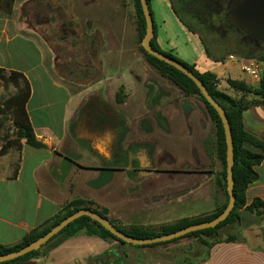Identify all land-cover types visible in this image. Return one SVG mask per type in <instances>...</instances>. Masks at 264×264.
Returning <instances> with one entry per match:
<instances>
[{
	"label": "crops",
	"instance_id": "0c3cea01",
	"mask_svg": "<svg viewBox=\"0 0 264 264\" xmlns=\"http://www.w3.org/2000/svg\"><path fill=\"white\" fill-rule=\"evenodd\" d=\"M6 1L3 2L6 3ZM48 1L49 3L51 1L58 2L59 8H69L71 10L69 22H74L76 26L84 21H89L93 27L94 21L100 17L98 8L102 6V11L105 14L101 12V18L105 19L106 25H98L97 29L101 27L102 33L103 44L98 51V57L101 56L102 60L98 70L102 73L103 80H100L101 78L90 80L89 77L88 80L81 83L65 82L67 80L60 77L57 72L56 74L55 71L52 72L51 65L55 63L52 49L49 47L46 50L40 46L34 38V32L21 27L17 18L2 16L0 12V69L21 73L27 79L30 85V97L26 104V112L36 139L44 145L43 148L35 149L22 144L19 168L15 178H10V176L14 161L19 155L9 150L6 155L0 156L1 162L7 160L8 156L11 159L10 165L7 164L5 170L0 167V245L8 246L20 242L32 230L51 220L63 205L77 199L92 202L91 209L104 211L105 218L119 228L127 230L131 227H139L158 232L159 230H156L155 227H151L162 224L160 218L154 214L157 204H161L157 207L163 209L166 205L173 204V201L178 203L175 200L177 198L182 199L181 201L184 199L188 201L189 196L203 190L206 182L204 178L199 179L194 185L193 183L190 185L188 181H180L181 178L194 174L185 169L175 171L174 169L178 167L163 171L152 169L155 163L152 162V158L149 156L150 152L148 153L146 147L152 146V144L157 145V142L155 140L144 142L143 140L155 135L154 133L158 130L165 135L171 134L172 128L165 118L170 123L174 121V118L169 111L161 113L167 124L165 132L163 129L155 131L145 117L147 111L144 110L143 104L146 102L149 88L146 85L148 82L146 79L147 67L145 65L142 68L145 76H142V73L141 75L133 74L136 69L133 65L126 63L125 49L118 47V51H116L115 47L116 18L114 13L119 8V1L107 0L106 3L101 0ZM171 4L170 0H149L159 49L194 66L200 73H211L215 77L214 87L216 90L221 91L220 85L223 84L225 87L221 92L233 99H240L241 94L230 89L229 82L242 81L252 85L241 72V67L247 59L233 57L230 60L226 59L223 63L209 60L199 35L187 30L174 14ZM87 8L91 10L90 19L83 15ZM124 39L122 37L119 40L124 41ZM24 44H31L35 48L34 50L38 54L36 59L29 61L28 54L17 47V45L23 46ZM112 57L113 59H111ZM218 66H226V68L215 73ZM234 68L240 72L241 77L238 79L232 76ZM157 76L166 81L167 86H173L184 94L170 80L162 77L159 72ZM150 80H153V85H156L155 95L160 98L169 97L168 92L159 86L158 81ZM99 86H104L108 103L103 104L99 98H89L96 94L95 88ZM7 92L11 93L12 88L8 87ZM4 93L5 91L0 86V97L7 96ZM152 94L154 96V92ZM253 99L256 98L247 96L245 98L246 101ZM115 106L122 110L116 111ZM82 109L84 110L80 112ZM136 111H138V115H136ZM177 111L182 113V119L185 122L195 113ZM119 114L125 117L126 123ZM187 114L189 117L186 116ZM136 118H139L137 127L141 140L139 141V150L132 152L130 150L133 138L132 130L134 129L132 121ZM141 120L148 123L150 132L141 130ZM153 121L158 125L155 117ZM6 124H10V122L7 121L5 127ZM70 124L73 125V134H70ZM242 125L245 132L264 142V104L249 106L242 113ZM173 129H175L174 126ZM184 130L186 134H189L187 129ZM3 132V130L0 131V136L3 135ZM120 138L121 143L119 144ZM80 148L90 152V157H81L78 154ZM161 151L163 150L154 146L151 153L155 161ZM133 160H136L139 165L132 172L131 166L127 168L125 162L131 161L132 163ZM196 164L200 170L210 168V163L206 161V158L204 162L200 157L195 159L192 155L190 166L193 167ZM149 165L151 167L149 171H137L139 168H148ZM186 167L183 166V168ZM255 170L259 175V180L245 191L247 204L254 198L264 201V161ZM133 173L135 176L143 177L153 175L168 177L166 187L160 190V193L163 192V194L155 192L147 196L146 193L139 192L138 194L136 192L127 197V201L124 200V204L136 206L137 214L133 213L136 210L132 212L125 205L109 203V197H114V184L120 182L123 185L126 184L129 189ZM209 178L208 175L207 181ZM122 192L124 193V190ZM142 212L145 213L149 222H145L143 216L138 215ZM135 217L137 218L133 219ZM195 217L199 216L187 214L175 222L163 223V226L173 225L180 220ZM154 218L156 220L151 222L150 220ZM164 244L167 243L134 246L122 244L113 239L104 241L81 230L46 254L33 257L21 264H94L96 261H101L104 264H121L123 253L131 252L132 248H140L146 253L151 252L153 264H166L164 260L154 257L156 253L165 252ZM199 264H264V252L254 250L240 241L220 242L208 248L206 257Z\"/></svg>",
	"mask_w": 264,
	"mask_h": 264
},
{
	"label": "rangeland",
	"instance_id": "374dc122",
	"mask_svg": "<svg viewBox=\"0 0 264 264\" xmlns=\"http://www.w3.org/2000/svg\"><path fill=\"white\" fill-rule=\"evenodd\" d=\"M3 1L4 0H0V12L2 16H12L17 18L21 27L34 32V38L40 46H43L46 50H48L49 47L52 49L55 61V63L51 65L52 72L55 71V74L57 72L60 77L67 80L65 82L72 84L85 82L89 77L90 80H97L100 78V80H103L102 73L98 70L102 58L100 59L101 56L98 57V52L95 55L92 54L93 48H90L89 43L90 36L94 35L97 26L106 25L105 19L101 18V12L105 14V12L102 11V6L98 8V14L100 17L97 21H94L95 24L93 27L88 26L87 28H82L84 33L88 35L82 37L81 30L76 27L74 22H69L71 19V10L69 8H59L58 2L56 1H52V5L48 0H14L15 6L9 15L1 7ZM101 1H105V3L107 2V0ZM118 1L119 8L116 13H114L116 18V51H118V47H123L125 49L124 57L127 61L126 63L133 65L134 69H136V71H133V74L141 75L142 73V76H145V73L142 72V68L146 65V79L148 80L146 85L147 88L148 86H153V88H151L152 90H149L148 88L146 102L143 104L144 110L147 111L145 117L151 123V126L154 127L155 131L162 129L153 121L156 111H159L160 113L169 111L170 115L174 118V121H171L170 123V121L161 114L162 118H165L168 125L172 128L171 134L165 135L158 130V132L154 133L155 135H152L149 138L146 137V139L143 140L144 142L153 140L157 142V145L152 144V146L148 145L146 147L148 153L150 152L149 156L152 158V162L155 163L152 169L155 171H163L165 169L178 167L174 170L180 171L185 169L194 174L186 177L189 178L188 180L186 178H181L180 181H188L190 182V185H192V183L194 185L199 179L204 178V181L206 182L203 190L189 196L188 201L186 199L181 201L182 199L177 198L175 200H177L178 203L173 201V204L169 206L166 205L163 209L157 207L161 206V204H157L154 214L158 216L157 218H160L159 220L162 224L151 227H155L156 230H159L160 227H163V223L169 224L175 222L177 219L182 218L187 214L206 216L222 206L225 201V193L216 183L217 175L222 170V166L216 158L215 128L207 114L202 100L198 95L185 96L173 86H167L166 81L158 78V72L154 67L147 63L140 50L141 43H139L137 39V17L134 1ZM179 3L182 5L184 4V1H179ZM83 15L90 19V16H92L91 10L87 8ZM194 26L197 27L196 24H194ZM98 29L97 33L101 41V46L98 51H100L103 42L101 27ZM122 37L123 39L125 38L124 41H120ZM17 47L28 54L29 61L38 57V54L34 50L35 48L31 44H24L23 46L17 45ZM111 59H113V57ZM225 68L226 66H218L216 67L215 73L222 71ZM232 74L234 78L238 79L241 77L239 70L236 68L232 70ZM150 79L158 81L159 86L162 87L165 92H168L169 97L160 98L158 95H155L156 85H153L154 81ZM220 86V90L223 91L225 85L221 84ZM254 86L256 85L254 84ZM152 92H154V96ZM95 93V95H92L89 98H99L103 104L108 103V99L104 93V86L96 87ZM247 97L255 98L252 95H247ZM155 98H157V101L154 102L156 104H153L152 99ZM240 98L245 104H249V101L245 100L246 97L244 94H241ZM185 108L188 110L186 111ZM115 110L119 111L122 109L115 106ZM177 110L195 113L190 116V119H186L185 122L182 119V113H179ZM135 113L138 115V111ZM186 116L189 117V114ZM122 117L125 119L124 116ZM124 121L125 123L127 122L126 119ZM138 122L139 118L133 119L132 121L134 128L132 130L133 138L130 149L132 152L133 150H139L140 147L139 141L141 138L138 136ZM6 125L5 129L9 124ZM173 126L179 131L173 129ZM184 129H187L189 134H186ZM2 134H4V132ZM154 146L163 150L160 152V156H157V161L154 160V156L151 153L153 152ZM78 154L84 158H87V156L90 157V152L82 148H80ZM192 155L195 159L200 157L204 162L206 158V161L210 163V168L200 170L197 164L193 167L190 166ZM15 162L16 160L14 163ZM10 163L11 159L8 156L7 160L5 159L3 162L0 161V167L5 170L6 165L8 164L9 166ZM182 164L184 167L188 164L189 166L183 168V166H180ZM115 165L117 166L118 164L116 163ZM125 165L127 168L131 166V171L133 172L138 168L139 163H137L136 160H133L132 163L131 161H128V163L125 162ZM208 175L210 178L207 181L206 177ZM130 181L131 187L129 189H127L128 187H126V184L123 185L120 182L114 184V197H109V203L112 205H125V207L127 206L128 209H131L130 211L133 212L136 210V206L134 204L126 205V203L124 204V200L127 201V197L136 192H138V194L139 192L146 193L147 196L155 192L160 193V190H163L166 187L165 184L168 181V177L163 175L143 177L135 176L133 173V178H131ZM123 190L124 193L122 192ZM160 194H163V192ZM133 213L137 214V210ZM241 214V219L234 220L226 226L221 227L218 230L217 235L213 237L204 235L190 237L183 236L171 240L163 245L166 248L165 252L156 253L154 257L164 260L166 264H199L206 257L209 244L218 241L225 242L226 239L229 238H234L235 241L243 242L254 250H261L264 252V215L261 217H255L243 212V210H241ZM138 215L143 216L145 222H149L144 212L139 213ZM136 218L137 217L133 219ZM153 220L156 219L154 218L150 221L152 222ZM204 241L207 243L205 246L203 244ZM150 253H146L140 248H132L131 252L123 253L121 264H153V255L151 256Z\"/></svg>",
	"mask_w": 264,
	"mask_h": 264
},
{
	"label": "trees",
	"instance_id": "16d2710c",
	"mask_svg": "<svg viewBox=\"0 0 264 264\" xmlns=\"http://www.w3.org/2000/svg\"><path fill=\"white\" fill-rule=\"evenodd\" d=\"M134 7L136 11V29H137V39L139 43L145 33V22L143 18V14L141 11L139 0H133ZM149 6V0H146ZM171 7L174 14L178 17L180 22L187 28V30L193 34H198L200 37L201 44L204 48L205 54L207 58L215 63H223L228 56H235L240 59H255L260 62H264V48L260 50H251L250 48H246L240 43L241 37L244 36L238 29H230L228 31V36L225 39H219L215 30L210 26L218 25V20L222 18V15L230 6V1L235 0H222L221 6V18H213L208 16V25L202 24L194 26V23H188L187 19L182 17L179 8L176 5V1H184V4L192 7L195 12L201 13L205 11L204 0H170ZM150 10V8H149ZM151 14V11H150ZM198 15V14H197ZM199 16V15H198ZM202 29H199V27ZM90 48H93L92 54H97L101 41L98 35H91L89 39ZM151 47L164 55H167L184 67H186L189 71H191L201 82L205 85L209 94L214 98V100L222 107L224 110L232 136V144H233V155H234V166H233V179H234V187L233 193L235 197V205L232 212L229 216L221 223H219L216 227L211 229H205L201 231H196L193 233H189L185 235V237L190 236H208L213 237L217 235L218 230L226 226L227 224L233 222L234 220L241 219V210L243 212L248 213L249 215L255 217H261L264 215V201L254 198L252 201L247 204L245 198V191L247 188L256 183L259 180V175L256 172V167H258L264 161V142L258 140L256 137L248 134L244 131L242 125V113L249 106H257L264 104V73L261 76L259 84L255 87L249 84H246L242 81H230L229 87L235 92L240 94H244L245 97L247 95H252L256 99L249 101V104H245L241 98L233 99L223 92L218 91L214 87V75L211 73L198 72L194 66L188 65L178 58L162 52L155 38V27L153 25V37L150 40ZM141 52L145 56L146 61L149 65L154 67L162 77L167 78L177 86L186 96H195L198 95L202 100L207 114L214 125L215 128V152L216 157L219 160L222 170L218 173L216 183L220 189L225 193V201L221 207L217 210L208 214L206 216H199L192 219H183L178 221L177 223L169 226L160 227L158 232H154L151 229H144L139 227H131L129 229H122L115 225L111 224L122 233L131 236L137 239H147L154 238L161 235L170 234L176 232L180 229H183L188 226L196 225L199 223L207 222L215 217H217L226 207L228 203V195L226 191V146H225V138L223 127L221 124V120L218 117L216 111L204 100V98L200 95L199 90L193 84V82L188 79L181 72L171 67L170 65L157 60L156 58L146 54V52L140 47ZM88 80V79H87ZM0 86L5 91L6 96L0 97V131L3 130L4 134L0 136V156L6 155L9 150L17 153L19 157L13 165L12 173L10 178H15L17 175V171L20 163V151L22 148V144H26L32 148L40 149L43 148L44 145L40 143L32 130V126L29 122L28 115L26 112V104L30 97V85L27 79L18 72L13 71H5L0 69ZM8 87L12 88V92L9 94L6 93ZM153 86H149V90H152ZM157 101V98L152 99L153 104ZM186 109V108H185ZM84 109L80 110L83 111ZM188 109H186L187 111ZM156 123L160 128L167 131V124L165 120L162 118L161 113L156 111L155 114ZM9 121V126L5 129V123ZM72 124L69 125L70 134L72 133ZM140 127L145 132H150V126L144 120L140 121ZM73 134V133H72ZM119 144L121 143V138L118 140ZM92 202L84 201L81 199L72 200L65 205L62 206L61 210L49 221L44 223L42 226L32 230L28 233L20 242L3 246L0 245V255H4L7 253H11L13 251L19 250L22 247L27 246L29 243L35 241L36 239L43 236L47 233L53 226L62 221L67 216L76 212L79 209L91 210L93 212L98 213L100 216L104 217V211H97L96 209H91ZM84 230L88 235H94L99 237L100 239L107 241L109 239H113L122 244L120 240L116 237L112 236L106 229L98 225L96 222L92 221L88 217H81L70 223L63 230H61L57 235H55L51 240H49L45 245H43L38 250L32 251L20 258L13 259L7 262H3L0 264H21L33 257L44 255L51 249L59 246L62 242L69 239L70 237L77 234L79 231ZM235 239L229 238L226 239V243L234 242ZM264 241V236H263ZM220 243L214 242L209 244L211 247L214 244ZM204 245H207L206 241L203 242ZM156 245V244H152ZM151 245V246H152Z\"/></svg>",
	"mask_w": 264,
	"mask_h": 264
},
{
	"label": "water",
	"instance_id": "95a60500",
	"mask_svg": "<svg viewBox=\"0 0 264 264\" xmlns=\"http://www.w3.org/2000/svg\"><path fill=\"white\" fill-rule=\"evenodd\" d=\"M53 5V2H50ZM141 11L145 22V33L141 40V47L146 54L162 61L171 67L175 68L188 79H190L196 88L199 90L200 95L204 100L216 111L218 117L221 120L223 127L225 146H226V191L228 195V203L225 209L214 219L199 223L196 225L188 226L180 229L176 232L161 235L154 238L137 239L128 236L121 231L117 230L106 218L100 216L98 213L79 209L71 215L64 218L62 221L53 226L47 233L40 238L29 243L27 246L22 247L19 250L0 255V263L7 262L13 259L20 258L32 251L38 250L63 230L70 223L81 217H88L98 225L106 229L112 236L116 237L123 243L134 245V246H146L158 243L169 242L174 239L181 238L189 233L201 231L205 229H211L216 227L219 223L223 222L229 214L232 212L235 205V197L233 193L234 179H233V166H234V155H233V144L230 126L226 117V114L222 107L214 100L209 94L205 85L198 79L191 71L180 64L175 59L164 55L158 51H155L151 45L150 40L153 37V21L150 14L149 6L146 0H139ZM14 0L6 1V13L9 15L12 12ZM223 21L230 28L238 29L244 36L254 40L256 42L264 43V0H242L239 3L230 6L224 13ZM97 264H104L101 261H97Z\"/></svg>",
	"mask_w": 264,
	"mask_h": 264
},
{
	"label": "flooded vegetation",
	"instance_id": "af4514ba",
	"mask_svg": "<svg viewBox=\"0 0 264 264\" xmlns=\"http://www.w3.org/2000/svg\"><path fill=\"white\" fill-rule=\"evenodd\" d=\"M240 1H242V0H235L233 2L230 1L229 4H230V6H232V5L239 3ZM203 2L205 5V11L201 12V13L195 12V10L187 4L181 5L179 3V1H176V5L178 3L177 7L179 8V11H180L182 17L186 18L187 19L186 21H188V23H194L196 25H202L204 23L205 24L208 23V16H211L213 18H217V17L221 18V10H220L221 6H220V4H221L222 0H204ZM2 8L6 11V3L5 2L2 3ZM223 16H224V14L222 15V18L220 20H218V25L210 26L215 30L219 39H225L228 36V31H230V29H231L228 25H226L224 23ZM88 26L89 27L92 26V23L89 21H84L81 24H78L76 26L78 29L81 30V32H82L81 36L82 37L88 36L82 30V28H87ZM199 29H202V27H200ZM94 35H98L97 31H95ZM240 43L243 46H245L246 48H250L251 50H260V49L264 48V43L256 42L254 40L247 38L246 36L241 37ZM149 168H151L150 165L148 168H145V169L139 168L137 171L147 172V171H149ZM94 264H97V261Z\"/></svg>",
	"mask_w": 264,
	"mask_h": 264
},
{
	"label": "built area",
	"instance_id": "2783aa9c",
	"mask_svg": "<svg viewBox=\"0 0 264 264\" xmlns=\"http://www.w3.org/2000/svg\"><path fill=\"white\" fill-rule=\"evenodd\" d=\"M233 57L234 56H228L227 59L230 60ZM241 72L250 84L257 85L264 72V62L255 59H247L246 63L241 67Z\"/></svg>",
	"mask_w": 264,
	"mask_h": 264
}]
</instances>
